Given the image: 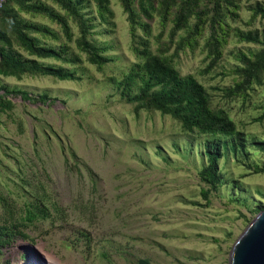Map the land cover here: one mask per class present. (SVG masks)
Here are the masks:
<instances>
[{"label": "rangeland", "instance_id": "rangeland-1", "mask_svg": "<svg viewBox=\"0 0 264 264\" xmlns=\"http://www.w3.org/2000/svg\"><path fill=\"white\" fill-rule=\"evenodd\" d=\"M256 1H242L241 19L233 25L245 31L260 28L264 34V18L247 24L248 7ZM111 8L115 15L110 25L91 9L95 38L111 45L108 55L116 59L104 71L81 53L83 63L64 64L82 74L81 80L29 75L20 80L0 74L1 84L10 89L57 98L48 105L13 95V107L0 111V194L18 207L29 195L23 196L26 187L43 185L64 209L61 218L32 226L34 240L5 248L0 264L30 259L49 264L46 253L61 264H228L234 242L256 208L264 206V173L246 165H262L264 151L249 147V157L221 159L226 183L209 189L199 174L206 163L204 138L186 135L169 115L142 111L136 116L133 105L121 98L113 78H121L136 58L127 14L118 0H112ZM34 20L58 28L46 18ZM153 26L156 35L159 28ZM259 48L232 36L211 73L201 74L206 62L200 50L182 53L179 64L183 75L194 74L205 84L214 104L228 109L240 129L264 142V119L255 121L264 113V84L246 101L225 99L222 91L235 82L231 71L238 52ZM80 229L89 232V240Z\"/></svg>", "mask_w": 264, "mask_h": 264}, {"label": "trees", "instance_id": "trees-1", "mask_svg": "<svg viewBox=\"0 0 264 264\" xmlns=\"http://www.w3.org/2000/svg\"><path fill=\"white\" fill-rule=\"evenodd\" d=\"M118 1L127 14L130 50L136 58L121 78H113L121 98L133 105L136 116L142 111L169 115L186 135L204 138L202 153L206 163L199 172L201 181L209 189L221 188L226 182L220 160L230 154L239 160L240 155L249 157V147L264 151V142L248 136L228 109L216 106L212 94L196 75L182 74L180 55L200 50L206 62L201 74H208L221 64L232 36L238 42L259 45L256 51L238 52V64L231 71L236 75L235 82L222 89L225 99L246 101L256 86L264 84V34L260 28L245 31L233 25L241 19L243 0ZM111 4L112 0H7L0 11V74L20 80L26 75L51 76L61 81L81 80L82 74L64 65L83 63L81 53L98 71H104L116 59L108 55L112 46L99 44L93 30L96 18L111 24L115 15ZM248 9L251 11L248 25L257 18H264V1L258 0ZM36 17L46 18L58 28L38 23L34 20ZM154 24L159 28L156 35ZM152 39L157 44L155 50H152ZM71 43L79 54L73 53ZM39 59H53L60 64H45ZM13 95L48 105L57 99L48 94L35 96L24 90L10 89L0 82V111L13 107ZM263 119L264 113L255 121ZM246 165L255 173H264V163ZM25 189L28 190L23 196L29 195L23 197V204L18 207L14 199L0 194V254L20 240H34L30 233L33 225L54 217L59 219L64 211L50 198L45 186ZM204 193L207 195L208 190ZM262 209L264 206L257 207L256 213ZM79 234L90 238L84 229H80Z\"/></svg>", "mask_w": 264, "mask_h": 264}, {"label": "water", "instance_id": "water-1", "mask_svg": "<svg viewBox=\"0 0 264 264\" xmlns=\"http://www.w3.org/2000/svg\"><path fill=\"white\" fill-rule=\"evenodd\" d=\"M228 264H264V209L234 242Z\"/></svg>", "mask_w": 264, "mask_h": 264}, {"label": "bare ground", "instance_id": "bare-ground-1", "mask_svg": "<svg viewBox=\"0 0 264 264\" xmlns=\"http://www.w3.org/2000/svg\"><path fill=\"white\" fill-rule=\"evenodd\" d=\"M46 254H47V257H48V263L49 264H61V262L59 261V259H57L55 256H53L52 254H48V253H46ZM24 264H36V263L30 259L27 263H24Z\"/></svg>", "mask_w": 264, "mask_h": 264}, {"label": "built area", "instance_id": "built-area-1", "mask_svg": "<svg viewBox=\"0 0 264 264\" xmlns=\"http://www.w3.org/2000/svg\"><path fill=\"white\" fill-rule=\"evenodd\" d=\"M7 0H0V11L4 7V4L6 3Z\"/></svg>", "mask_w": 264, "mask_h": 264}, {"label": "clouds", "instance_id": "clouds-1", "mask_svg": "<svg viewBox=\"0 0 264 264\" xmlns=\"http://www.w3.org/2000/svg\"><path fill=\"white\" fill-rule=\"evenodd\" d=\"M24 248H26V245H24ZM33 256V255H32Z\"/></svg>", "mask_w": 264, "mask_h": 264}]
</instances>
